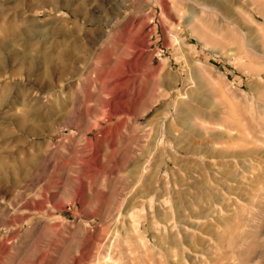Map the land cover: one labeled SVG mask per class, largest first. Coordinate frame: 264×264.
Returning <instances> with one entry per match:
<instances>
[{"label": "rangeland", "instance_id": "rangeland-1", "mask_svg": "<svg viewBox=\"0 0 264 264\" xmlns=\"http://www.w3.org/2000/svg\"><path fill=\"white\" fill-rule=\"evenodd\" d=\"M0 264H264V0H0Z\"/></svg>", "mask_w": 264, "mask_h": 264}]
</instances>
